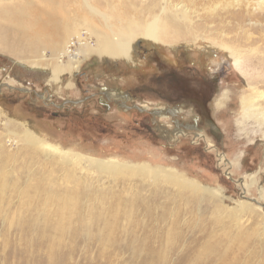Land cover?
Returning <instances> with one entry per match:
<instances>
[{"label":"rangeland","instance_id":"rangeland-1","mask_svg":"<svg viewBox=\"0 0 264 264\" xmlns=\"http://www.w3.org/2000/svg\"><path fill=\"white\" fill-rule=\"evenodd\" d=\"M13 2L0 22V264H264V14L247 41L235 0H93L126 18L128 62L100 53L111 37L78 0ZM162 9L185 17L153 44L140 36ZM77 34L94 50L68 60ZM183 67L214 80L198 126L152 96L153 73Z\"/></svg>","mask_w":264,"mask_h":264},{"label":"bare ground","instance_id":"bare-ground-1","mask_svg":"<svg viewBox=\"0 0 264 264\" xmlns=\"http://www.w3.org/2000/svg\"><path fill=\"white\" fill-rule=\"evenodd\" d=\"M13 1H18V0H0V22H3L8 18V9H12L14 11V2ZM162 1H164V3H166V1H168V0H162ZM141 2H142V0H141ZM225 2H226V0H225ZM229 2L230 1H228V3ZM235 2H236L235 3L236 6H239V7H241L242 5L245 6L244 9L239 8V10H238V13L240 14L238 19L242 21L241 23H239V24H241L238 27L239 33L243 36L242 38L247 39V41L252 40L253 34H252V32L249 33L248 31L250 30L252 25L256 24V22L254 20H252L253 16L255 17L259 14H264V0H235ZM231 4L234 5V3H230L229 5H231ZM76 5L78 6L77 7L78 9H80V10L82 9L83 13L90 14V15H92V16L103 21V23H104L103 29L111 37L107 43L104 44V42L100 38H98V34L96 32H93V30H88L89 32H86V34L88 36H90V37L92 36L91 38H93L95 45L99 46L103 42L100 53L107 58H112L113 60L118 59V58H123L124 60H126L128 62H132V59H133L132 58L133 40L125 38V35H124L126 33L125 30L123 32H120V24L124 20H126V18L122 17V12H119L120 18L116 22V19H115L116 17H113L111 20L107 14L98 10V8L95 7L93 4V0H78ZM166 5L167 4H165L164 6H166ZM162 8H164V7H162ZM228 8H230V6ZM160 13L161 14H157V15L152 17L151 21L147 23L143 34L140 36L142 39H144L146 41H150L153 44H158V43L164 44L165 40H162V36H164L167 32L172 30V28L174 27L173 24H174L175 20H182L185 17L182 13H180L178 11L166 12L164 9H162V11ZM242 14L244 15V17L241 16ZM258 26L262 27V24L259 23ZM127 32L129 34H132V31L129 28L127 29ZM73 37H77V39H78V41L76 43V46L78 47V49L77 48L75 49L73 55L71 54V52L70 53L67 52L68 51L67 45H68L71 37H69L66 40L65 44H63V47L61 49V53L64 54L68 58V60H70L71 58L75 59L77 51H78L77 54H79V53H81V51L83 52L84 50H87V49L94 50L92 48V45H90L91 42H87L86 40H84V41L80 40L81 37L79 34H77L76 36H73ZM90 37H89V39H90ZM227 43H229V41ZM241 46L242 45L238 44V47H239L238 49H240ZM234 48H236V47L234 46ZM229 50L230 49H228V52H229ZM258 50H260V49H258L255 44H251V42H250L249 46L246 47V53L250 54V56L252 53H254V55H256ZM230 55L236 61V62L234 61L235 65L238 66L240 64V62H238V59L239 58L243 59L242 55H241V51L240 50H233V54H230ZM250 56H248V57H250ZM244 59H246V58H244ZM247 60L248 59L245 60L243 65L241 64L243 66V68L240 65L239 70L242 72L243 75H247V76L250 75L251 77L249 78L248 81H251L253 79V76L250 73V71H251L250 68L252 67V65H251V62H248ZM63 65L68 66L69 62H67V64H63ZM56 76H57V80H54V81L56 83H60V80L62 79V74H57ZM258 77H260V76H258ZM262 91H264V90H262ZM108 95L112 98H115L118 96L116 91H110L108 93ZM159 111L161 112L162 110H159V109L154 110V112H159ZM170 114H172V113H170ZM161 115L162 114L160 113L159 116H161ZM177 182H178V180H177Z\"/></svg>","mask_w":264,"mask_h":264},{"label":"flooded vegetation","instance_id":"flooded-vegetation-1","mask_svg":"<svg viewBox=\"0 0 264 264\" xmlns=\"http://www.w3.org/2000/svg\"><path fill=\"white\" fill-rule=\"evenodd\" d=\"M152 77L156 87L153 88L152 96L168 106V115H171L169 111H173V116L177 115L179 110L190 111L191 122L197 126L202 121L210 120L207 110L213 79L206 78L198 69L190 67L167 71L160 69L159 72L153 73ZM178 120L180 121L179 118ZM212 127L209 125L206 129L210 128L209 134L214 135Z\"/></svg>","mask_w":264,"mask_h":264},{"label":"water","instance_id":"water-1","mask_svg":"<svg viewBox=\"0 0 264 264\" xmlns=\"http://www.w3.org/2000/svg\"><path fill=\"white\" fill-rule=\"evenodd\" d=\"M172 113V112H171Z\"/></svg>","mask_w":264,"mask_h":264}]
</instances>
